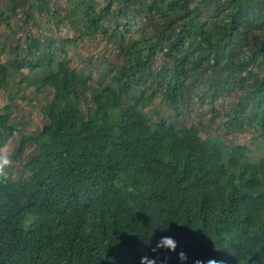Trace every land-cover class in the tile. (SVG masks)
Listing matches in <instances>:
<instances>
[{"label": "trees", "instance_id": "16d2710c", "mask_svg": "<svg viewBox=\"0 0 264 264\" xmlns=\"http://www.w3.org/2000/svg\"><path fill=\"white\" fill-rule=\"evenodd\" d=\"M68 6L70 24L117 43L125 62L97 81L53 51L27 64L41 74L27 78L36 91L53 97L47 123L22 137L17 157L31 142L38 153L18 178L0 175V264H140L144 255L178 264L175 253L151 252L160 235L175 236L189 264H264V154L178 124L184 104L237 93L226 117L264 142V0ZM16 73L1 63L0 89ZM160 97L176 118L146 111ZM12 117L11 104L0 108V149L18 134Z\"/></svg>", "mask_w": 264, "mask_h": 264}, {"label": "rangeland", "instance_id": "374dc122", "mask_svg": "<svg viewBox=\"0 0 264 264\" xmlns=\"http://www.w3.org/2000/svg\"><path fill=\"white\" fill-rule=\"evenodd\" d=\"M43 1L45 2L39 4V0H23L13 5L7 0H0V64H7L12 70H17L6 87L0 89V108L11 104V122L18 130V134L0 149V155L9 157L11 163L6 170L16 178L22 175L23 164L38 153V147L31 142L26 145L22 157L18 158L22 137L42 130L47 123L43 108L47 100L53 97L50 89L36 91V86L27 78H40L41 74L39 70L32 72L27 64H42V59L48 61L50 52L53 51L59 59H69L72 67L81 73L86 74L92 69L93 79L97 81L105 67L125 62V55L117 43L104 39L102 35H90L81 20L70 24L71 8L68 0ZM98 1L102 3L105 0ZM4 18H9L10 25ZM127 22L125 19L122 21L124 30ZM130 22L133 26V17ZM37 45H40V49H37ZM164 63L166 58L161 56L155 65L161 67ZM237 102L238 95L233 93L213 102L205 99L200 104L186 103L178 124L196 125L204 138L210 135L220 136L231 146H246L250 149L251 157L257 159L264 154V142L256 138L255 132L248 126L243 132L233 129L231 121L225 115ZM146 111L151 112L155 120L162 117L176 118L173 110L161 97Z\"/></svg>", "mask_w": 264, "mask_h": 264}, {"label": "clouds", "instance_id": "9594fccd", "mask_svg": "<svg viewBox=\"0 0 264 264\" xmlns=\"http://www.w3.org/2000/svg\"><path fill=\"white\" fill-rule=\"evenodd\" d=\"M11 160L7 155H0V175L7 176V166H9ZM162 233L169 231V226L161 225L158 227ZM153 253H159L161 250H166L169 253H175L178 264H189V256L183 250L178 251L179 241L173 235H160L158 239L147 243ZM140 264H163V261L158 260V256L144 255L140 257ZM190 264H219L213 258L208 259H196L190 262Z\"/></svg>", "mask_w": 264, "mask_h": 264}]
</instances>
